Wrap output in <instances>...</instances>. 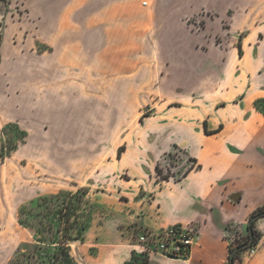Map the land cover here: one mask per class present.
<instances>
[{
  "label": "crops",
  "instance_id": "1",
  "mask_svg": "<svg viewBox=\"0 0 264 264\" xmlns=\"http://www.w3.org/2000/svg\"><path fill=\"white\" fill-rule=\"evenodd\" d=\"M15 3L32 16L30 0ZM96 3L100 2L66 1L49 30L38 27L37 46L25 42L22 19L6 16L0 69L7 61L9 66L0 84V145L7 124L27 132L19 114L23 108L40 107L48 96L84 83L91 85L93 97L96 53L108 54L106 59L114 54L120 65L126 58L124 0H101L108 7L101 14L95 13ZM173 5H193L188 14L205 9L213 16L192 30L182 20V8L170 11L168 6ZM96 16L110 27L96 28ZM148 21L153 43L166 54L168 82L182 89L173 98L176 108L167 110L168 140L184 149L195 166L177 178L154 182L153 187L144 179L152 164L143 166L136 157H121V169L138 171L130 192L120 190L125 198L119 208L124 221L92 224L81 243V264H126L136 249L131 232L141 228L158 233L174 225L191 227L197 234L189 256L154 253L145 264H227L236 232L245 235L249 215L264 204V113L254 104L264 98V0H154ZM9 26L10 52L5 50ZM28 143L13 153L24 156ZM7 165V160H0V213L5 214L1 221L6 229L14 221L8 214L14 216L25 201L15 203L13 193L9 196ZM149 187L148 197L134 200ZM255 227L261 237L246 264H264V216L256 219ZM9 243L0 241V264L14 252Z\"/></svg>",
  "mask_w": 264,
  "mask_h": 264
},
{
  "label": "rangeland",
  "instance_id": "2",
  "mask_svg": "<svg viewBox=\"0 0 264 264\" xmlns=\"http://www.w3.org/2000/svg\"><path fill=\"white\" fill-rule=\"evenodd\" d=\"M15 1L0 0V44L6 16L10 20L13 15V20L22 19L27 33L25 42L37 46L38 27L49 30L69 0H30L32 16ZM96 2H100L95 5L96 14L108 11L101 0ZM124 3L126 20L121 21V26L127 34L126 58H121L120 65L114 54L111 59H106L108 54H95L93 97L91 85L88 88L85 83L80 84L78 88L48 96L40 107L23 108L19 114L27 132L15 123L3 128L0 160L8 163L7 192L9 196L13 193L15 203L25 199L14 216L8 214L10 220L14 218L12 227H2L5 214L0 213V241L8 240L12 242L9 246H14L5 264H53L52 254L59 252L56 242L62 234L74 239L69 242L70 254L81 264V243L87 229L104 220L114 224L124 221L119 208L125 198L120 190L130 192L135 184L133 176L138 171L134 167L129 172L121 169V157L125 160L136 157L143 166L152 164L151 173L144 179L147 186L150 183L153 187L154 182L163 181V177L177 178L195 166L184 149L168 140L167 110L176 108L173 98L182 89L168 82L166 54H160L153 43L148 16L154 8V0H124ZM168 7L170 11L182 8V20L192 30H199L203 19L213 16L205 9L188 14L193 5ZM97 18L96 28L110 27L109 22ZM11 31L12 26H9L5 35L8 52ZM8 66L9 61L0 69V84ZM28 140L22 152L24 156L13 153ZM122 147L124 150L118 157ZM13 154L14 157L8 159ZM150 190L149 187L140 191L134 200L148 197ZM145 232L147 230L141 228L131 232L136 249L129 264H138L158 253L140 251L137 247V239ZM244 236L239 232L235 235L242 239ZM240 258L241 264H246L251 258L249 249L244 250Z\"/></svg>",
  "mask_w": 264,
  "mask_h": 264
},
{
  "label": "trees",
  "instance_id": "3",
  "mask_svg": "<svg viewBox=\"0 0 264 264\" xmlns=\"http://www.w3.org/2000/svg\"><path fill=\"white\" fill-rule=\"evenodd\" d=\"M239 54H241V47L239 45ZM264 101V98L257 99L255 101V107L262 111L264 113V109L262 108V102ZM124 150V147H122L119 151L117 156L120 157V152ZM192 161H194L192 159ZM193 167H190L191 169ZM155 170L157 173L158 171V166L155 167ZM185 173V172H184ZM183 173V174H184ZM168 177H163L162 180H168ZM264 216V204L257 207L251 214L249 215L246 229L247 232L245 234V238H234V240L229 244L228 247V261L227 264H241V258L240 255L241 253L252 247L255 246L260 237L261 234L260 232L256 229L255 227V221L256 219ZM85 227H82L81 229H84ZM74 239L71 238V236H68L66 234H62L61 239L58 240L56 243L58 244L59 247V252H54L52 254L53 258V264H77L74 258L70 254V249H69V242L73 241ZM60 255V257H59ZM189 256V253L182 256V258H187ZM133 253L131 255V258L126 264H129L132 261ZM60 260V261H59ZM148 262L147 259H142L140 263L138 264H145Z\"/></svg>",
  "mask_w": 264,
  "mask_h": 264
},
{
  "label": "built area",
  "instance_id": "4",
  "mask_svg": "<svg viewBox=\"0 0 264 264\" xmlns=\"http://www.w3.org/2000/svg\"><path fill=\"white\" fill-rule=\"evenodd\" d=\"M197 239L191 227L170 226L158 233L145 232L137 239L140 251L158 252L167 256L182 258L188 254ZM251 255L254 247L248 248Z\"/></svg>",
  "mask_w": 264,
  "mask_h": 264
}]
</instances>
